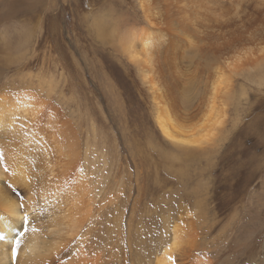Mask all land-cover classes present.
I'll return each mask as SVG.
<instances>
[{"label":"rangeland","instance_id":"rangeland-1","mask_svg":"<svg viewBox=\"0 0 264 264\" xmlns=\"http://www.w3.org/2000/svg\"><path fill=\"white\" fill-rule=\"evenodd\" d=\"M197 3L214 14H197ZM239 47H250L251 62L234 71L228 57ZM0 99L12 113L2 150L19 143L34 155L37 182L49 164L68 169L62 186L55 180L62 188L85 176L105 217L138 242L150 238L147 252L176 227L182 252L195 240L196 259L215 261L250 230L254 256L236 264H264V0H0ZM157 102L176 140L161 135ZM253 163L256 173L245 174ZM142 255L138 264L159 258Z\"/></svg>","mask_w":264,"mask_h":264},{"label":"bare ground","instance_id":"bare-ground-1","mask_svg":"<svg viewBox=\"0 0 264 264\" xmlns=\"http://www.w3.org/2000/svg\"><path fill=\"white\" fill-rule=\"evenodd\" d=\"M211 5L213 6V4ZM194 6L197 7H195L197 9V14L203 10L206 12V15H211V10L209 11L207 9L209 7L205 3H197ZM220 11H222L221 8ZM107 24L108 23H102L98 25L99 27L96 30L99 35L103 34ZM249 48L239 47L231 52V56L228 57V64L231 65L230 69L235 71L236 68L234 67H239L243 64L245 65L247 62H251V60H246L247 56L251 53V49ZM142 49L145 57V61L141 60L142 67L147 68L142 71V73L144 78H146L147 74L145 75V72L149 71L148 65H151L150 51L153 49L150 38H147L142 44ZM253 61L254 60H252V64L254 65L255 61ZM216 87L217 81L214 82L212 87L214 93L217 90ZM7 105L8 104L0 106L2 107V111H0V130H5L3 121L6 117L12 115V113L5 114ZM213 109L214 108L211 107L210 110L212 111ZM155 115L156 124L161 135L168 140H170L169 136L171 135L173 137L172 140H176L169 128L172 121L169 119L167 113L163 112L159 102H157L155 107ZM9 123L10 122H8V124ZM189 143L195 144L192 141H189ZM12 144V149L7 148L9 149L8 151H3L2 149L6 147L4 144L0 143V150L1 152L3 151V153H0V163L3 162V158H7L9 162L14 160L13 163L8 164L11 165V170L8 176H6L8 186L4 187L0 185V216H8L15 208L17 202L23 201L29 206L28 211L30 214L43 217L44 219L37 221V223L33 225V227L36 228V232L30 230L21 241L20 247L18 248V255L15 259L12 257L11 243L16 237V233H13V231H18L20 225L17 224L16 220H12L13 228L0 230V237H3V239L0 240V264H129L125 256L130 261V264H138V255L139 258L143 260L142 254L150 252L156 255L155 258L159 257L155 264H172V261L168 259L169 256L183 258L188 260L190 264H236L241 263L239 261L246 257V253H248L250 257L254 256L253 247L250 244V237L252 234L250 233L251 231L248 230L246 233L247 235L235 240L234 245L236 250L233 249L231 251L230 248H227L218 251L213 256V259H215V261L213 260L214 262L208 259L200 261L199 256V260H197L195 257L197 253H194L197 251V246L194 245L196 241L194 240L192 243L190 241L186 242V248L182 252L181 245L183 241H180L176 227H172L170 237L160 240L161 242L156 244L161 247L158 246L159 248H157V246H155L150 252H147L146 247L148 245L146 241L148 240L150 243V238L146 236L142 242H138L135 235H125L121 228L120 220H114L113 222V220L111 221L107 216L105 217L106 213L109 211L108 205L103 203L104 200L101 201L102 199L98 193H95L96 186L84 182V179H86L85 176L84 179L80 177L78 182L76 180V182L79 183L78 185L75 184L72 188H62L58 186L62 182L60 183V179L58 178V180L57 177L63 175L68 169H66L65 166H59L61 173L55 174L53 167L49 164L42 169L40 168L42 174H40L41 178L38 177L40 182H37L34 179V175H32L33 173H29L32 169H28L27 162L28 158L31 160V157L34 155L31 156L28 154V157H24L26 154H23L24 150L22 145L17 146L19 143L16 146V143ZM13 149L14 153H10L9 151L11 150L12 152ZM24 158L27 159L25 160ZM34 159L36 160L35 156ZM34 159L32 158V160ZM73 159L71 158V160ZM35 160L34 163H36ZM66 160L70 161V159ZM30 162L31 161H29V165H31ZM64 162L69 164L65 159ZM64 162L61 165H63ZM36 165L39 164L37 163ZM36 165L34 166L36 167ZM249 165V172L245 170L244 173H249L251 175L255 174L257 166L255 167V163ZM38 168L37 166V171H40ZM41 172H34L35 176H38L36 174ZM4 175L3 169H0V180L2 178L4 179ZM31 179L36 181V185ZM55 180H58L59 184H56L57 182ZM71 183L72 179L69 184ZM17 186L19 188H17ZM76 186L77 188H75ZM16 189L21 191L22 198L19 199L16 197ZM15 215L20 216L21 213L16 212ZM229 252H235L236 258L231 259Z\"/></svg>","mask_w":264,"mask_h":264},{"label":"snow or ice","instance_id":"snow-or-ice-1","mask_svg":"<svg viewBox=\"0 0 264 264\" xmlns=\"http://www.w3.org/2000/svg\"><path fill=\"white\" fill-rule=\"evenodd\" d=\"M6 101H3L0 99V106H3L6 104ZM0 111H2V107H0ZM185 124H188L189 122L186 120L184 122ZM193 131L198 130L196 126L192 125L191 126ZM182 126L180 124L177 125V131H181ZM184 131H188L187 128L183 129ZM190 135L191 132H188ZM169 139L172 140L173 137L170 135ZM203 141L211 143V137L208 135H205L203 137ZM175 143L179 145H187L189 144L188 140H180V141H175ZM193 147L196 148H201L204 147V143H195L192 145ZM7 165V166H6ZM0 169H3L5 175L11 170V165H8L7 158H3V162L0 163ZM0 183H3L2 180H0ZM28 205L23 202V201H18L17 204L15 205V208L11 213H9L8 216H0V230H7L10 228H13V223L12 220H16L17 224L20 225L19 230L16 231V237L11 243V252H12V257L15 259L18 255V248L20 247L21 241L26 237V235L29 233L31 230L32 232H36V228L33 227L34 224L37 223L39 220H43V217L35 216L29 213L28 211ZM19 212L21 213L20 216H16L15 213ZM3 237H0V240H2ZM168 259L175 264V259L174 257L169 256Z\"/></svg>","mask_w":264,"mask_h":264}]
</instances>
